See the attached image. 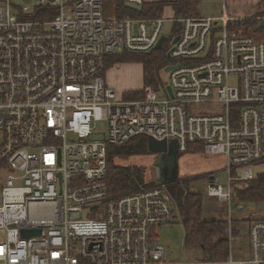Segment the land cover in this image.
I'll list each match as a JSON object with an SVG mask.
<instances>
[{
  "label": "built area",
  "instance_id": "built-area-1",
  "mask_svg": "<svg viewBox=\"0 0 264 264\" xmlns=\"http://www.w3.org/2000/svg\"><path fill=\"white\" fill-rule=\"evenodd\" d=\"M261 21L264 11L235 17L225 5L108 18L105 0H0V264H202L168 259L159 241L178 219L168 183L109 199L108 152L145 135L223 154L225 182L209 177L206 193L232 204L236 187L264 176ZM163 35L166 66L180 64L162 70L168 97L148 85L123 99L106 83V58L151 52ZM255 204L257 216L235 210L249 222L250 259L225 264H264V201Z\"/></svg>",
  "mask_w": 264,
  "mask_h": 264
},
{
  "label": "trees",
  "instance_id": "trees-1",
  "mask_svg": "<svg viewBox=\"0 0 264 264\" xmlns=\"http://www.w3.org/2000/svg\"><path fill=\"white\" fill-rule=\"evenodd\" d=\"M202 0H159L146 2L140 10L132 9L118 1V17L131 14L135 18L162 17L166 7H172L175 17L185 18L200 15ZM252 20L248 22L251 24ZM167 50L154 49L148 53L122 52L106 58L105 70L116 63H141L143 65L144 86H157L163 80L162 70L170 63ZM127 99H140L143 89L124 93ZM195 151H203L199 145H191ZM150 153L147 138L138 137L122 146H112L108 152L107 186L109 199L138 192L144 188L157 186L156 181L145 179V167L122 166L114 162L116 157H132ZM190 179H173L168 183V194L173 199L177 215L184 227V247L186 250H200L203 264H225L231 257L232 238L240 235L239 225L245 219L204 218V197L200 192H192ZM241 201L257 203L264 201V176L258 180L236 187Z\"/></svg>",
  "mask_w": 264,
  "mask_h": 264
},
{
  "label": "rangeland",
  "instance_id": "rangeland-1",
  "mask_svg": "<svg viewBox=\"0 0 264 264\" xmlns=\"http://www.w3.org/2000/svg\"><path fill=\"white\" fill-rule=\"evenodd\" d=\"M260 0H202V6L207 5L211 10L217 11L221 9L222 4L227 5L229 9L233 11H238L236 8L242 7L245 9H250L258 7ZM108 0H105V13L107 17H111L112 13L110 8L108 9ZM172 17V16H168ZM174 26L170 21H167L164 28V33L168 34L170 39L172 38V31ZM255 27H253V30ZM256 38H261L264 34V29L261 28L257 31L252 32ZM170 41L167 42L165 47H170ZM140 65V64H139ZM138 64H125L123 67L115 74L116 86L114 89L117 93L119 92V87L133 88V89H142L144 84L142 82V73L141 67ZM112 67V66H111ZM110 67V68H111ZM163 80L157 86L156 91L158 92L161 99L168 97L166 87L164 85V80L168 81L169 76L165 73L162 74ZM234 82L233 79H231ZM144 92V91H143ZM121 94V93H120ZM122 96V95H119ZM125 100L126 97H123ZM132 100V99H131ZM147 138L148 136H141ZM157 156L152 153L136 155L132 157H116L114 162L118 165L128 166H142L145 167V179L150 181L152 179V168L155 166V161ZM227 161L226 157L223 154H207L201 151H195L193 147L186 152H178L176 158V166L174 169L173 179L186 180L190 179L191 190L200 192L204 197V210L211 211L213 215L217 218L227 219L230 221L231 216L232 220L234 219L235 210L238 204H242L245 207V212H250L251 216H257L256 210L258 209L255 203H249L241 201L237 194L235 193L234 200L232 204L228 201H222L217 197L208 196L207 185L208 178L213 175H218L221 179V182H225V167ZM154 181V180H153ZM231 208L233 209V214H231ZM248 221L242 222L244 225ZM160 242L166 248V256L170 260L174 261H190V262H202L201 257L199 258L198 253H192L185 249L184 247V227L182 224V218L178 215V219L175 223L163 226V229L159 234ZM238 241L237 243H239ZM236 244V242H235Z\"/></svg>",
  "mask_w": 264,
  "mask_h": 264
},
{
  "label": "crops",
  "instance_id": "crops-1",
  "mask_svg": "<svg viewBox=\"0 0 264 264\" xmlns=\"http://www.w3.org/2000/svg\"><path fill=\"white\" fill-rule=\"evenodd\" d=\"M146 2H154V1H159V0H145ZM203 3H200L199 9L201 14H210V15H218L223 12V5L221 6V9L214 11L211 10V8L202 6ZM110 8L112 16L116 17L118 16V1L117 0H108V9ZM238 11H233L228 8L226 5V12L230 16H235V17H252L254 15L259 14L260 12L264 11V0L259 1L258 7L250 8V9H245L242 7L236 8ZM163 16L168 17V16H175L172 7H166L163 13ZM111 18V17H108ZM125 64H140L139 66L141 67V73H142V82H143V65L141 63H116L112 65V67L107 68L105 70V79L106 83L108 86H110L112 89H114V86H116V80H115V74L123 67ZM144 84V83H143ZM115 90V89H114ZM135 90H141V89H133V88H126V87H119V92L121 93H116L118 95H122L121 97H124V93L128 91H135ZM192 192H196L195 190H191ZM234 219L241 218V215L235 214ZM204 218L207 219H218L213 215L211 211L204 210ZM239 230H240V235L238 237L232 238V253L231 257L238 259V260H249L250 259V246H249V222H246L244 225H239ZM163 229L160 228V231ZM160 240V237H159ZM240 241L239 243H237ZM236 242V244H235ZM189 252L192 253H198L199 258L201 257L202 259V252L200 250H188Z\"/></svg>",
  "mask_w": 264,
  "mask_h": 264
},
{
  "label": "water",
  "instance_id": "water-1",
  "mask_svg": "<svg viewBox=\"0 0 264 264\" xmlns=\"http://www.w3.org/2000/svg\"><path fill=\"white\" fill-rule=\"evenodd\" d=\"M133 9H137L138 7H133ZM264 22H261L260 26H263ZM179 39L177 37L174 42H176ZM166 40V36L163 35L156 48L161 49L163 47V44ZM180 64L174 65V66H166L165 72H169L170 70L179 67ZM170 94H172L171 87H167ZM148 149L150 153L157 156V159L155 161V166L152 168V179L156 181L157 184L161 183H169V181L172 178V173L174 171V168L176 166V158L178 156V143L177 141H171L168 142L167 140H157L153 137H148ZM164 157H166L164 159ZM168 169V173L165 174L163 172L164 168ZM210 179H213V176H210ZM40 231L38 229L35 230H29L24 232V236L28 237L32 234H38Z\"/></svg>",
  "mask_w": 264,
  "mask_h": 264
},
{
  "label": "bare ground",
  "instance_id": "bare-ground-1",
  "mask_svg": "<svg viewBox=\"0 0 264 264\" xmlns=\"http://www.w3.org/2000/svg\"><path fill=\"white\" fill-rule=\"evenodd\" d=\"M201 15V14H200ZM199 16V15H198ZM257 17V16H256ZM250 18V17H249ZM261 22H263V21H261ZM261 22L256 26V28L258 29V28H261V27H263L264 26V24H263V26H260V24H261ZM177 37H179V36H176L173 40H172V42L173 43H176L179 39H180V37H179V39L176 41V42H174V40L177 38ZM166 41V40H165ZM164 82V81H163ZM153 87V86H152ZM155 88V87H154ZM149 137H151V136H149ZM106 179V178H105ZM106 182V185H107V181H105ZM203 264V263H202Z\"/></svg>",
  "mask_w": 264,
  "mask_h": 264
},
{
  "label": "flooded vegetation",
  "instance_id": "flooded-vegetation-1",
  "mask_svg": "<svg viewBox=\"0 0 264 264\" xmlns=\"http://www.w3.org/2000/svg\"><path fill=\"white\" fill-rule=\"evenodd\" d=\"M166 157H164V159H165ZM175 169V168H174ZM163 172L165 173V174H167L168 173V169L165 167L164 169H163ZM174 172V171H173ZM174 175V173H172V178L174 177L173 176Z\"/></svg>",
  "mask_w": 264,
  "mask_h": 264
}]
</instances>
